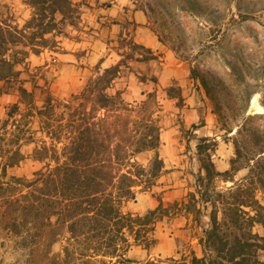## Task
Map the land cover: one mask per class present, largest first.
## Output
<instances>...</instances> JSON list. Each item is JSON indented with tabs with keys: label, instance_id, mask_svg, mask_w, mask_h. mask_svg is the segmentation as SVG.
Returning <instances> with one entry per match:
<instances>
[{
	"label": "trees",
	"instance_id": "obj_1",
	"mask_svg": "<svg viewBox=\"0 0 264 264\" xmlns=\"http://www.w3.org/2000/svg\"><path fill=\"white\" fill-rule=\"evenodd\" d=\"M247 1H228L237 10L229 17L232 22L246 24L257 13L264 19V0ZM27 4L33 12L21 32L36 28L42 36L55 31L64 13L74 10L70 0H29ZM191 6L197 15H210L206 3L197 1ZM58 14L63 16L59 21ZM3 34L0 29L1 38ZM48 42L45 39L40 44L31 43V47ZM133 46L152 53L142 45ZM238 46L236 41L233 48L222 53L230 74L237 78L249 73L247 61L252 58L238 51ZM19 53L26 54L24 50ZM153 57L127 58L144 61ZM122 63L123 60L108 66L102 74L89 79L66 103L48 93L38 108L32 92L20 87L21 100L8 108L0 122V235L3 242L22 253L24 264H123L128 261L130 240L145 248L151 246L156 223L169 215L160 201L143 214L125 211V204L135 201L138 192L151 190L164 165L159 155L158 119L147 113L145 103L132 109L121 99L120 91L113 95L107 92L120 75ZM14 64L0 52V80L17 75ZM254 72L264 74V66ZM251 94L246 93L247 102ZM27 97L30 100H25ZM35 118L38 130L31 128ZM258 118H264V114L248 115L237 129L247 132L257 151L250 156L246 153L247 176L225 190H216L214 181L221 177L224 182H233L240 170V148H236L229 168L220 172L212 160L217 140L197 138L199 166L183 208L196 222L203 210L207 212L208 221L199 238L203 254L172 264H264V196L263 201L257 196L258 189L264 193V129L250 124ZM37 132L41 134L39 138L35 136ZM31 143L34 148L30 157L41 163L34 178L5 179L8 168L29 157L22 148ZM146 151L153 152L148 167L137 159ZM256 225L262 228V234L253 230ZM55 244H59L58 250L53 249Z\"/></svg>",
	"mask_w": 264,
	"mask_h": 264
},
{
	"label": "rangeland",
	"instance_id": "obj_2",
	"mask_svg": "<svg viewBox=\"0 0 264 264\" xmlns=\"http://www.w3.org/2000/svg\"><path fill=\"white\" fill-rule=\"evenodd\" d=\"M29 0H0V29L4 32V38L0 52L12 61L16 76L12 79L0 80V122L8 108L21 100L19 88H25L32 92L34 105L40 108L46 94H51L54 99L62 103L70 102L73 95L79 93L70 88H61L57 83L61 74L58 71L54 53L57 43L61 38L69 36L73 32L72 26H78L84 0L74 6L70 13H64L63 22H59L55 31L51 33H38V29H21L30 20L33 9L27 4ZM200 1L208 4L206 11L210 15H197L191 4ZM230 0H127V4L135 11L141 10L146 16L147 26L164 46L157 56L164 57L166 51L184 66L188 74H121L124 77L119 81L126 84L128 97L121 99L132 109L139 108L145 103L147 113H153V118L158 119L161 127L160 139L163 144L173 140L177 147L174 158L173 170L183 171L177 175L182 181L181 192L175 197L167 199L163 195L165 185L153 188L151 191L138 192L135 201L125 204V211L133 214H143L151 208V201L164 200V208L169 212L175 211L178 204L183 201L187 193L192 190L195 183V174L198 170L199 161L196 155L197 138L208 136L217 140L216 150L212 160L218 171L227 170L230 160L236 155V148L241 150V158L238 161L240 170L234 175L233 182L222 181L221 177L214 181L216 190H225L235 182L243 179L248 174L246 153L257 151V145L250 139L247 132H237L245 117L255 114H264V74L254 72L264 66V19L257 13L256 18L248 20L245 24L232 22L229 17L237 12ZM261 0H248L247 2H260ZM110 3L106 2L105 6ZM63 16L56 15L59 21ZM218 17V19H214ZM220 17V18H219ZM235 17V16H234ZM137 22L129 21L127 36L117 39L119 47L123 48V61L120 71L129 67L127 58L151 56L142 48H135L133 44V30ZM131 27L132 31H129ZM40 31V30H39ZM36 33V37L33 36ZM254 36H257L254 39ZM235 38H239L236 40ZM48 40L45 46L31 47V43L40 44ZM239 42L238 51L249 53V73L230 74L231 69L222 53L233 48L235 42ZM224 43H226L224 45ZM140 45V44H139ZM24 50L25 55L19 52ZM54 52V53H52ZM24 57L22 60L20 58ZM153 56V55H152ZM105 69V68H104ZM193 69V74L191 70ZM97 74H81L84 86L89 79ZM127 77V78H125ZM206 80V84L203 82ZM67 84V83H66ZM121 92V91H120ZM246 93H252L250 100L246 101ZM256 97V104L252 100ZM25 100H30L29 97ZM76 105V102H73ZM24 104L21 109H24ZM247 107L244 111V107ZM237 112V114H236ZM102 112L99 113L101 115ZM133 116L135 113H132ZM31 128L38 130V119H33ZM250 124L264 129V118L253 120ZM198 126V127H197ZM36 138L41 134L36 133ZM34 144L23 146L22 151L29 156L16 166L8 168L5 179L11 176L34 178V173L41 168V163L33 160L30 155ZM159 149V155L161 156ZM152 151H146L137 157L138 161L148 167ZM257 196L263 201V190L258 189ZM174 203V204H173ZM177 203V204H176ZM180 207H178L179 209ZM167 213V214H168ZM185 213H187L185 211ZM207 212L199 215V222L193 219L189 213L190 223L179 229L185 230V239L174 234L171 229L172 216L163 215L154 228V242L149 247L134 244L126 253V261L123 264H172L175 261L188 262L191 255L202 256L203 251L199 243L202 229L206 227ZM254 231L262 234L263 230L256 225ZM170 232V233H169ZM174 236L171 243L167 236ZM59 244H55L54 250H58ZM264 258V257H263ZM0 264H24V257L20 251L12 249L7 242H3L0 235Z\"/></svg>",
	"mask_w": 264,
	"mask_h": 264
},
{
	"label": "crops",
	"instance_id": "obj_3",
	"mask_svg": "<svg viewBox=\"0 0 264 264\" xmlns=\"http://www.w3.org/2000/svg\"><path fill=\"white\" fill-rule=\"evenodd\" d=\"M70 1L75 6L79 5L82 0ZM84 2L85 5L81 3L84 8L79 25L72 26L73 32L69 36L61 38V41L57 43L56 49L59 51L52 52L56 55L54 57L58 68L56 74H61L56 84L61 88L73 87L70 91L75 92L77 87L80 92L86 85L81 87L83 82L81 74H102L104 68L119 63L124 55L123 48L119 47L117 39L127 36L128 23L134 19L137 24L131 25L135 27L133 40L135 43L150 49L154 57L144 61H129V67L125 71H119L118 74L120 75L113 81L107 92L113 95L117 91H121L123 98L128 97L125 82L119 83L124 79L121 74H148L150 72V74H163V76L170 74V77L171 74H188L184 66L173 58L168 51L165 52L164 57L157 56L164 46L147 26L148 23L143 11H134L127 4V0H84ZM106 2H109L110 5L105 6ZM129 31H132L131 27ZM161 146L160 152L164 167L151 190L164 184L163 189L165 192H163V195L169 199L181 192L183 183L177 178V175L183 173V171L173 170V167H175L173 162L177 153V147L174 145L173 140H165L163 144L161 143ZM160 202L164 208V200H160ZM184 203L185 198L178 204L179 209L177 207L175 211L168 213L169 216L173 217L171 229L174 230L175 235H179L183 239L187 238L185 237V230L179 229V227L190 223L189 214L185 213L183 208ZM158 204L159 201H151V208ZM167 238L171 243L174 236L170 237L168 235Z\"/></svg>",
	"mask_w": 264,
	"mask_h": 264
},
{
	"label": "bare ground",
	"instance_id": "obj_4",
	"mask_svg": "<svg viewBox=\"0 0 264 264\" xmlns=\"http://www.w3.org/2000/svg\"><path fill=\"white\" fill-rule=\"evenodd\" d=\"M252 103L253 105L256 104V97L253 98Z\"/></svg>",
	"mask_w": 264,
	"mask_h": 264
}]
</instances>
